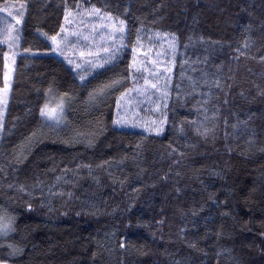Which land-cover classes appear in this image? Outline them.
Returning <instances> with one entry per match:
<instances>
[{"label":"trees","instance_id":"16d2710c","mask_svg":"<svg viewBox=\"0 0 264 264\" xmlns=\"http://www.w3.org/2000/svg\"><path fill=\"white\" fill-rule=\"evenodd\" d=\"M9 1L26 3L25 50L49 49L77 6L125 21L127 47L84 83L58 57L17 58L0 263L264 264V0ZM163 36L177 47L164 132L119 129L132 49ZM4 65L0 50V87ZM59 95L69 119L53 135L40 109Z\"/></svg>","mask_w":264,"mask_h":264},{"label":"rangeland","instance_id":"374dc122","mask_svg":"<svg viewBox=\"0 0 264 264\" xmlns=\"http://www.w3.org/2000/svg\"><path fill=\"white\" fill-rule=\"evenodd\" d=\"M93 8L95 7L77 6L75 10H67L68 19H64L60 33L55 35L56 42L54 43L51 37L46 36L49 49L32 52L23 49L21 44L22 28L27 14L26 3L19 1L0 3V50H3L5 55L4 84L0 87V138L13 88L15 64L19 56L31 54L58 57L72 69L78 82L84 83L100 70L117 62L124 54L127 47L125 21L102 11L99 15L90 14ZM9 27L10 33L6 31ZM175 44L176 42L171 38L163 36L156 48L153 45L147 48L139 47L133 52L128 79L132 86L122 92L117 102L119 106L117 105L115 120L122 121L114 123L117 128L144 134L157 135L164 132L158 133L164 125L163 121L159 123L162 120L161 102L170 93L166 89L174 71L177 48ZM81 53L84 55L82 56ZM145 80L148 81L147 84ZM123 81L119 84L121 85ZM153 84L156 88L152 87ZM5 85H7L6 89ZM69 100L70 97L65 95L52 96L45 104L49 108H55L56 114L60 117L57 122L47 116H41L44 119V128L50 134L60 135L64 129L69 119L67 117ZM156 128L159 130H155ZM0 217H3L5 221L11 219L8 216ZM5 232L0 231V238L5 235Z\"/></svg>","mask_w":264,"mask_h":264},{"label":"snow or ice","instance_id":"6c2138e0","mask_svg":"<svg viewBox=\"0 0 264 264\" xmlns=\"http://www.w3.org/2000/svg\"><path fill=\"white\" fill-rule=\"evenodd\" d=\"M93 13L99 15V14H100V10H99V9H95V8H93V9L90 10V14H93ZM68 15H69V13H68L67 10H66V14H65V19H66V20L68 19ZM121 24H123L122 21H121ZM6 31L10 33V31H11L10 27L7 28ZM120 31L122 32L123 29L121 28ZM51 39H52V41H53L54 43L56 42V36H52ZM9 46L11 47V45H9ZM104 50L107 51V49H104ZM132 50H133V52L136 51L135 48H133ZM81 55L83 56L84 53H81ZM108 58H110V57H108ZM81 79H83V77H81ZM147 83H148V81L145 80V84H147ZM152 87H153V88H156V85L153 84ZM6 88H7V85H5V89H6ZM118 106H119V104H118ZM40 114H41V116H47L48 118H50V119H52V120H55V121H57V122H58L59 119H60V117L56 114V109H55V108H49L47 105L41 107V109H40ZM162 115H163V114H162ZM113 122H114V123H121L122 121H121V120H115V121H113ZM155 130H159V129L156 128ZM10 225H11V221H10V220L5 221L3 217H0V231H7V230H9V229H10ZM120 246H121V247H124V244L121 243Z\"/></svg>","mask_w":264,"mask_h":264}]
</instances>
